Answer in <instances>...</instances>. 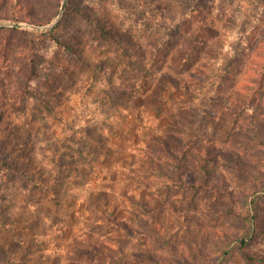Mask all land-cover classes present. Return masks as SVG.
Wrapping results in <instances>:
<instances>
[{
  "label": "rangeland",
  "instance_id": "obj_1",
  "mask_svg": "<svg viewBox=\"0 0 264 264\" xmlns=\"http://www.w3.org/2000/svg\"><path fill=\"white\" fill-rule=\"evenodd\" d=\"M0 0V264H264V0Z\"/></svg>",
  "mask_w": 264,
  "mask_h": 264
},
{
  "label": "water",
  "instance_id": "obj_2",
  "mask_svg": "<svg viewBox=\"0 0 264 264\" xmlns=\"http://www.w3.org/2000/svg\"><path fill=\"white\" fill-rule=\"evenodd\" d=\"M65 1H66V0H63V2H62V5H61V11L63 10V8H64V6H65Z\"/></svg>",
  "mask_w": 264,
  "mask_h": 264
},
{
  "label": "trees",
  "instance_id": "obj_3",
  "mask_svg": "<svg viewBox=\"0 0 264 264\" xmlns=\"http://www.w3.org/2000/svg\"><path fill=\"white\" fill-rule=\"evenodd\" d=\"M66 7V6H65Z\"/></svg>",
  "mask_w": 264,
  "mask_h": 264
}]
</instances>
